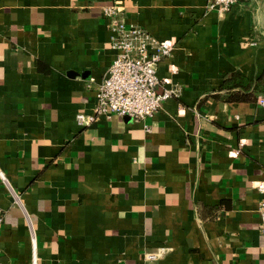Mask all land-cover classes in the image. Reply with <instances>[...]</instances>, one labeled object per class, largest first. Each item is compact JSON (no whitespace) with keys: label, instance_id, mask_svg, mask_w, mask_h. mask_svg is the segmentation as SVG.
Masks as SVG:
<instances>
[{"label":"crops","instance_id":"obj_1","mask_svg":"<svg viewBox=\"0 0 264 264\" xmlns=\"http://www.w3.org/2000/svg\"><path fill=\"white\" fill-rule=\"evenodd\" d=\"M110 5L173 45V95L80 126L117 54ZM207 6L0 0V264H264V0Z\"/></svg>","mask_w":264,"mask_h":264},{"label":"built area","instance_id":"obj_2","mask_svg":"<svg viewBox=\"0 0 264 264\" xmlns=\"http://www.w3.org/2000/svg\"><path fill=\"white\" fill-rule=\"evenodd\" d=\"M243 0H207V7L220 13H228ZM104 16L113 33V49L117 52L107 76L97 86V104L94 114L77 115L80 126L94 124L97 117L119 116L144 121L153 117L162 107L164 101L173 95V91L160 94L157 89L160 80L157 66L171 56L173 45L152 37L143 28L128 26L122 11L116 5L104 8ZM252 45H257L253 41ZM264 109V97L257 101ZM2 180L7 179L0 172ZM256 188L264 193V183ZM261 233L264 235V202L259 207ZM4 214L0 209V229ZM156 257H151L154 259Z\"/></svg>","mask_w":264,"mask_h":264}]
</instances>
